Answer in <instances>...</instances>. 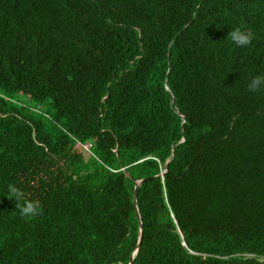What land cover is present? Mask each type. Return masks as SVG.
<instances>
[{
  "label": "trees",
  "instance_id": "trees-1",
  "mask_svg": "<svg viewBox=\"0 0 264 264\" xmlns=\"http://www.w3.org/2000/svg\"><path fill=\"white\" fill-rule=\"evenodd\" d=\"M261 73L264 0H0V264H264Z\"/></svg>",
  "mask_w": 264,
  "mask_h": 264
},
{
  "label": "clouds",
  "instance_id": "clouds-1",
  "mask_svg": "<svg viewBox=\"0 0 264 264\" xmlns=\"http://www.w3.org/2000/svg\"><path fill=\"white\" fill-rule=\"evenodd\" d=\"M228 39L237 47L243 48L252 44L255 35L251 29L241 25L233 28L228 35ZM246 90L250 93L264 92V73L252 76L246 85ZM7 197L16 201V209H18L21 218L33 219L43 214L41 202L28 199L25 192L13 184L8 185Z\"/></svg>",
  "mask_w": 264,
  "mask_h": 264
},
{
  "label": "water",
  "instance_id": "water-1",
  "mask_svg": "<svg viewBox=\"0 0 264 264\" xmlns=\"http://www.w3.org/2000/svg\"><path fill=\"white\" fill-rule=\"evenodd\" d=\"M165 172H166V170H164V171L162 172V174L165 173ZM144 181H145L144 179H140V180H136V181L134 182V192H133V200H134V203H136L137 190H138V188L141 186V184H142ZM136 217H137L138 222H139V232H140V234H141V233H142V230H141V226H142V224H141L140 216H139V213H138V210H137V209H136ZM181 235H182V234H181ZM141 239H142V236L140 235L139 238H138V242H137V244H136V248H135V251H134V253H133V256L131 257V260H130V262H129L128 264H132L133 259H134V255H135V253L137 252V250H138V248H139V246H140Z\"/></svg>",
  "mask_w": 264,
  "mask_h": 264
},
{
  "label": "rangeland",
  "instance_id": "rangeland-1",
  "mask_svg": "<svg viewBox=\"0 0 264 264\" xmlns=\"http://www.w3.org/2000/svg\"><path fill=\"white\" fill-rule=\"evenodd\" d=\"M19 99L25 101V104H28L30 107H35V106H36L34 102L29 101L28 99H27V100H24L23 97H19ZM43 105H44L45 108H46V103H44ZM44 106H43V107H44ZM37 108H38V107H37ZM38 110H39L40 112H42V107H41V109H38ZM86 146L88 147V145H86Z\"/></svg>",
  "mask_w": 264,
  "mask_h": 264
}]
</instances>
